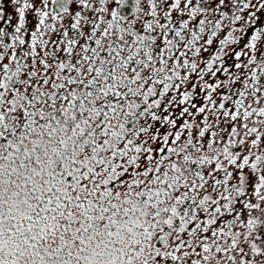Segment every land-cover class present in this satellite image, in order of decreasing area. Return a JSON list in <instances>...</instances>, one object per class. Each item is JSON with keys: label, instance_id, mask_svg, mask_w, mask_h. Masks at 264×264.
<instances>
[{"label": "snow or ice", "instance_id": "obj_1", "mask_svg": "<svg viewBox=\"0 0 264 264\" xmlns=\"http://www.w3.org/2000/svg\"><path fill=\"white\" fill-rule=\"evenodd\" d=\"M0 264H264V0H0Z\"/></svg>", "mask_w": 264, "mask_h": 264}]
</instances>
